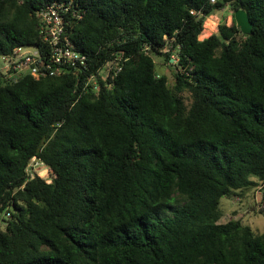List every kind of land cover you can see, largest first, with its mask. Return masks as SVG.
I'll list each match as a JSON object with an SVG mask.
<instances>
[{
	"label": "trees",
	"instance_id": "1",
	"mask_svg": "<svg viewBox=\"0 0 264 264\" xmlns=\"http://www.w3.org/2000/svg\"><path fill=\"white\" fill-rule=\"evenodd\" d=\"M54 2L80 14L65 36L87 62L0 79V264H264V232L219 209L264 200V0H0V55L42 48ZM224 8L232 24L199 40Z\"/></svg>",
	"mask_w": 264,
	"mask_h": 264
},
{
	"label": "built area",
	"instance_id": "2",
	"mask_svg": "<svg viewBox=\"0 0 264 264\" xmlns=\"http://www.w3.org/2000/svg\"><path fill=\"white\" fill-rule=\"evenodd\" d=\"M218 1L220 0H209V3L215 4ZM73 10L70 2H54L41 8L36 13V18L44 45L42 48L17 47L10 55H0V79L15 82L22 76L35 79L60 76L70 69L86 66V56L75 51L69 38L65 36V18H81L80 14ZM119 59L117 56L105 64L99 72L103 79H106L110 72L117 74L120 71L119 67L114 69ZM42 167L44 166L40 160L32 158L27 168L29 177L33 178L35 174L39 176ZM258 208L264 210V200L261 199Z\"/></svg>",
	"mask_w": 264,
	"mask_h": 264
},
{
	"label": "rangeland",
	"instance_id": "3",
	"mask_svg": "<svg viewBox=\"0 0 264 264\" xmlns=\"http://www.w3.org/2000/svg\"><path fill=\"white\" fill-rule=\"evenodd\" d=\"M229 16H232V11L229 8H224L221 11L215 12L214 15L210 16V18L208 19L213 22L212 27L205 28V24H207V22L205 21L203 31L209 30L210 33L208 34V36L216 33L218 25L224 24L226 22L225 20L227 19L229 20ZM203 33L199 36V40H203L205 39V37H207V34ZM153 61L155 64L156 72H158L160 75H166L169 82H172L171 71L173 68L170 67L167 69V67L162 64L163 58L161 56H154ZM173 63L174 60L171 62V64ZM40 171L41 173L39 174V176L45 179L47 182H50L49 170L45 167H42ZM261 193L262 190H260V187H256L247 191L240 202L237 198H222L219 205V209L222 214L220 222L226 223L230 220L235 219L242 220L244 224L248 225L251 228L252 232L255 235L263 233L264 214H260L258 212L260 210L258 208V204H260L261 202Z\"/></svg>",
	"mask_w": 264,
	"mask_h": 264
},
{
	"label": "water",
	"instance_id": "4",
	"mask_svg": "<svg viewBox=\"0 0 264 264\" xmlns=\"http://www.w3.org/2000/svg\"><path fill=\"white\" fill-rule=\"evenodd\" d=\"M233 19L236 27L240 33L244 36H250L252 34V25L249 22L247 14L243 10H237L233 12ZM173 60H171L172 62Z\"/></svg>",
	"mask_w": 264,
	"mask_h": 264
},
{
	"label": "crops",
	"instance_id": "5",
	"mask_svg": "<svg viewBox=\"0 0 264 264\" xmlns=\"http://www.w3.org/2000/svg\"><path fill=\"white\" fill-rule=\"evenodd\" d=\"M209 18H210V17H209ZM209 18H208V19H209ZM228 18H229V20H228V19L225 20V21H226L225 24H226L227 26H230V25L232 24V16H229ZM208 19L206 20V22L208 21V22H211V24H213V22L210 21V20H208ZM204 24H205V23H204ZM210 28H211V27H210ZM203 32H205V33H203ZM203 32H202L203 34H207V35H206L207 37H205V39L208 38V37H209L208 34L210 33L209 30H208V31H205V30H204ZM207 32H208V33H207ZM211 35H212V34H211Z\"/></svg>",
	"mask_w": 264,
	"mask_h": 264
},
{
	"label": "bare ground",
	"instance_id": "6",
	"mask_svg": "<svg viewBox=\"0 0 264 264\" xmlns=\"http://www.w3.org/2000/svg\"><path fill=\"white\" fill-rule=\"evenodd\" d=\"M213 20V19H212ZM213 24H211V22H208L207 21V24H205V28H208V27H212ZM208 33V32H207Z\"/></svg>",
	"mask_w": 264,
	"mask_h": 264
}]
</instances>
